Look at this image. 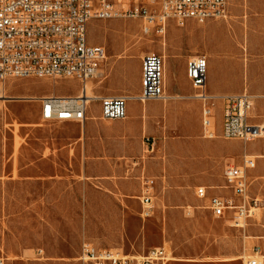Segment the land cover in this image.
Instances as JSON below:
<instances>
[{"label":"rangeland","instance_id":"1","mask_svg":"<svg viewBox=\"0 0 264 264\" xmlns=\"http://www.w3.org/2000/svg\"><path fill=\"white\" fill-rule=\"evenodd\" d=\"M144 24L90 22L88 42L107 52L89 83L96 97L139 95L141 86L129 79L128 65L140 77L144 56L162 55L169 44L184 45L186 23L171 21L158 36L143 33ZM6 92L0 102V257L15 264H81L84 241L131 255L166 247L170 264H243L256 248L264 253V139L245 145L222 138L220 106L215 107L218 137L200 134L194 140L216 147L194 151L189 130L169 122L162 103H133L138 113L129 110L126 120L111 122L101 119L95 102L84 123H50L41 119L39 99L76 96L77 81L14 79ZM148 105L154 111L144 110ZM263 111L256 103V114ZM245 153L257 161L248 182L250 198L260 205L245 230H238L215 218L209 201L196 192L205 163L241 165ZM143 177L156 182L149 219L142 218L139 199Z\"/></svg>","mask_w":264,"mask_h":264},{"label":"built area","instance_id":"2","mask_svg":"<svg viewBox=\"0 0 264 264\" xmlns=\"http://www.w3.org/2000/svg\"><path fill=\"white\" fill-rule=\"evenodd\" d=\"M228 6V0H0V102L5 100L6 83L10 80L68 79L79 83L80 93L40 98L43 121L84 123L95 102L99 103L101 119L126 120L131 101H167L164 57L150 53L142 59L139 95L92 98L89 83L98 77L107 52L88 42L90 22L139 19L145 22L143 33L164 35L171 21L205 25L212 20H226ZM207 74L205 56L188 62V77L196 91L193 98L202 103L203 137L215 139L216 103L207 92ZM221 137L241 140L245 145L264 139V111L262 115L256 114L254 95L245 91L223 99ZM256 167V158L245 153L241 165H229L225 170L226 189L232 197H209L205 187H198L196 195L209 201L207 209L215 218L227 219L233 228L245 230L260 205L249 194L248 177ZM155 185L154 179L143 177L139 198L143 219L154 215ZM255 251L253 256L243 259V264H264V253L260 248ZM171 260L166 247L131 255L97 248L89 241L82 243L79 257L81 264H170ZM0 264H15V260L1 256Z\"/></svg>","mask_w":264,"mask_h":264},{"label":"crops","instance_id":"3","mask_svg":"<svg viewBox=\"0 0 264 264\" xmlns=\"http://www.w3.org/2000/svg\"><path fill=\"white\" fill-rule=\"evenodd\" d=\"M228 5V21L212 20L205 25L186 22L184 45H166L161 53L165 60V92L168 99L154 102L163 104L164 116L169 122L189 130L187 134L193 141L190 149L194 151L213 149L217 143L195 142L203 134L202 103L193 98L196 91L188 77V62L192 58L199 54L207 58V92L216 106L222 109L225 97L245 91L256 97L260 107L264 106V0H233L231 5L228 0ZM123 70H126L125 66ZM128 71L129 79L139 88L142 73L137 76L130 65ZM220 156L225 160V154ZM225 165L221 163L217 167L205 163L203 166L205 176L197 182L199 187L208 189L209 197H232L226 189L225 170L228 165Z\"/></svg>","mask_w":264,"mask_h":264},{"label":"bare ground","instance_id":"4","mask_svg":"<svg viewBox=\"0 0 264 264\" xmlns=\"http://www.w3.org/2000/svg\"><path fill=\"white\" fill-rule=\"evenodd\" d=\"M89 96L92 97V98L95 97V95H94V93H93V91H92L91 88H90V90H89ZM7 98H8V94H7V92H5V99H7ZM1 103L3 104V103H5V102L2 101ZM133 103H136V102H133V101L130 102V104H129V110H130V112L138 113L139 109L133 108V105H134ZM4 105H5V104H4ZM144 110H146V111H147V110H151V112L154 111V109H148L147 106H145ZM172 260H173V259H172Z\"/></svg>","mask_w":264,"mask_h":264}]
</instances>
